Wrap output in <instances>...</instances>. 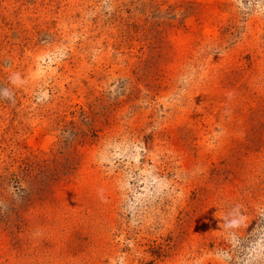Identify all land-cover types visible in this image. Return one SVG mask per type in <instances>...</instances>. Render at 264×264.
I'll return each mask as SVG.
<instances>
[{
    "label": "rangeland",
    "instance_id": "374dc122",
    "mask_svg": "<svg viewBox=\"0 0 264 264\" xmlns=\"http://www.w3.org/2000/svg\"><path fill=\"white\" fill-rule=\"evenodd\" d=\"M0 264H264V0H0Z\"/></svg>",
    "mask_w": 264,
    "mask_h": 264
}]
</instances>
